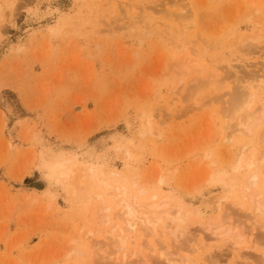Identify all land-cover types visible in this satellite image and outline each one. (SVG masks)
<instances>
[{
  "label": "rangeland",
  "instance_id": "1",
  "mask_svg": "<svg viewBox=\"0 0 264 264\" xmlns=\"http://www.w3.org/2000/svg\"><path fill=\"white\" fill-rule=\"evenodd\" d=\"M10 3L0 19V264L119 263L100 256L114 249L124 190L140 204L179 203L190 230L179 247L161 228L124 234L125 254L140 256L128 264H167L160 246L189 264H260L264 213L250 214L264 194V123L231 143L219 135L234 130L241 93L251 90L250 112L264 105V0ZM213 77L215 94L202 89ZM147 122L153 133L141 137ZM212 169L222 176L210 180Z\"/></svg>",
  "mask_w": 264,
  "mask_h": 264
},
{
  "label": "bare ground",
  "instance_id": "2",
  "mask_svg": "<svg viewBox=\"0 0 264 264\" xmlns=\"http://www.w3.org/2000/svg\"><path fill=\"white\" fill-rule=\"evenodd\" d=\"M11 8V3H10V0H3L2 2H0V19H2L3 15H4V11L7 9H10ZM142 8V7H141ZM137 10V9H136ZM140 10V9H139ZM128 13V12H127ZM134 15V14H133ZM178 16V14H177ZM181 17V15H179ZM146 17V16H145ZM132 18V17H131ZM134 18V17H133ZM132 18V19H133ZM143 18V16H142ZM147 18V17H146ZM130 19V20H132ZM144 19V18H143ZM142 19V20H143ZM151 19V18H150ZM134 20V19H133ZM145 20V19H144ZM149 20V17L148 19ZM146 20V21H147ZM142 22V21H141ZM137 23V22H136ZM134 25V24H132ZM134 28V27H133ZM183 32V31H182ZM178 34V33H177ZM170 37V36H169ZM178 37V36H177ZM174 39V38H173ZM182 41V40H181ZM180 41V43H181ZM249 41H255L257 42V39H250L249 38ZM184 42V41H183ZM243 42V41H242ZM241 42V44H242ZM173 43V42H172ZM176 43V42H175ZM186 44V43H185ZM175 45V44H174ZM176 46V45H175ZM178 46V45H177ZM180 46V45H179ZM193 49V48H192ZM180 50V49H178ZM190 50V49H189ZM188 50V51H189ZM187 52V51H186ZM193 52V51H191ZM182 53V52H181ZM185 53V52H184ZM179 54V53H178ZM190 57V56H189ZM188 59H186L185 61H187ZM190 62V61H189ZM188 63V62H187ZM186 63V64H187ZM193 64V63H192ZM182 66H184L182 64ZM188 66V65H187ZM186 66V67H187ZM190 66H188L189 68ZM185 70V69H184ZM216 73V72H214ZM211 75H213L211 73ZM215 76V75H214ZM208 77V76H207ZM206 78V77H205ZM214 78V77H213ZM212 79V78H211ZM221 81V80H220ZM206 83L203 84L202 86V89H205V88H212V91L211 93L215 94V93H218L220 88L222 87V85H220L219 83V79L216 80L215 78L213 80H209L207 79L205 81ZM222 82V81H221ZM195 84L199 85L197 81H195ZM200 91V88L197 89L194 93V95L192 96V98ZM239 102L237 103L236 105V110H232L230 111V121H233L235 120L236 123L234 122L235 126H233L234 130H231L230 128L232 127V125L230 123H227L226 124V127L221 131L220 135H219V138L222 139L224 142H227V143H231L233 141V136L232 134H235L234 132H237L241 135H247V136H252L254 131L260 127L263 123H264V105H260L258 106V108H256L257 110L253 111V112H250V108L253 104V95L251 93V90L248 89L246 92L244 93H241V95L239 96ZM191 98V99H192ZM216 98V97H215ZM195 101V100H194ZM212 100H210L211 102ZM197 102V107L200 111H202L201 109L202 108H205V107H209L207 106V103L204 104L203 100L201 101H196ZM196 102H193L196 104ZM192 103V104H193ZM213 103V102H211ZM216 103V102H215ZM209 104V103H208ZM254 105V104H253ZM196 107V108H197ZM198 110V111H199ZM244 111V114L241 115V113H243ZM229 112V111H228ZM258 113V114H257ZM256 114L258 116H256ZM227 115V116H228ZM228 130H231L228 132ZM153 133V128H152V124L151 122H147L146 124H144L142 126V128L140 129L139 131V134L141 137H144L148 134H152ZM236 133V134H237ZM235 134V135H236ZM255 134L257 135V133L255 132ZM257 144L258 146H261V147H264V131L260 132L258 135H257ZM248 145H244L240 148L239 150V155H238V164H240L243 160H246V155L249 153V150H248ZM75 159V158H74ZM73 160V159H72ZM260 163L262 162L263 163V166H264V155L260 158ZM67 161V160H66ZM40 164V163H39ZM60 166V165H58ZM250 166V164H249ZM52 167V166H51ZM54 167V166H53ZM214 169H212L210 172H209V179L212 180L213 178H217L219 176H222V172H217V171H213ZM225 173V172H223ZM257 174V173H256ZM263 175H264V172H263ZM259 176V175H258ZM162 177V176H161ZM260 177V176H259ZM160 179V178H158ZM260 179V178H259ZM208 180V179H206ZM205 180V181H206ZM224 181V180H223ZM260 182V181H259ZM250 187H255L257 186V177H253L252 181H250ZM247 184V183H246ZM260 184V183H259ZM250 187L248 189H250ZM260 187V186H259ZM124 189V188H123ZM120 190V189H119ZM264 190V189H263ZM118 191V190H117ZM143 192V191H142ZM120 193V192H118ZM117 193V194H118ZM125 190L124 192L122 191L120 194H118L117 196L120 195V197L118 198L119 200H117V206L116 208L118 207V209H120V213H118L117 217L118 219L120 220L121 222V228L120 227H117L116 226V229H115V225L113 226L114 227V230H119L117 228H120V231L118 232V235L115 237L114 236V241H113V247L114 249L111 250L110 252H104L102 253V255L100 256L101 259H103V262L110 259L113 255V257L116 256L115 260L118 261L119 259V263L117 262V264H128L127 262H125V260L127 261V259L130 260V258H137L138 257V254L136 250H133L130 254H125V250H126V246H127V243H126V238L122 237L124 234H133V232H137V230H142L143 233H146V235H152L154 234L158 229H162L161 231H163V234L162 236H172L170 238H174V242L176 241V244L177 242L180 243L182 241V239H186V235L188 236V229L185 227V225L188 224V219H187V216L185 214V211H182L184 209V207L182 205H179L178 204H175L173 203L172 201H170L171 199L168 200V198L166 199H163L162 201H159L157 203H150V204H140V203H137L135 201L136 197H133L131 196L130 198V195L128 196L129 198H127L125 196ZM137 193V192H136ZM129 194V193H128ZM138 194V193H137ZM136 196V195H135ZM255 197V201L254 202V208H253V211H252V215L250 214V218L251 219H255V217H257L258 215H263L264 213V194H260V195H255L253 196ZM183 204V203H182ZM182 206V207H181ZM185 206V205H184ZM119 222V223H120ZM189 226V224H188ZM112 227V228H113ZM202 227V226H201ZM262 227V226H260ZM264 227V226H263ZM200 228V227H199ZM218 228L220 229L221 231V228L222 227H214L212 225H208L206 228H204V232H208V233H216V231L218 230ZM169 229L170 231L168 232ZM201 229V228H200ZM165 230H167V233H165ZM201 230V231H203ZM200 231V230H198ZM148 232V233H147ZM218 232V231H217ZM113 232L111 231V235H114L112 234ZM195 233V232H194ZM193 233V234H194ZM200 233V232H199ZM207 233V234H208ZM222 233V232H221ZM190 235V234H189ZM206 235V234H204ZM223 237L227 236V240L228 242H232L233 241V235H232V232L230 230L226 231V233L224 234H221ZM192 236V235H191ZM195 236V235H194ZM208 236H210L208 234ZM214 236L215 239L219 238V234L218 236L215 234ZM221 236V237H222ZM113 237V236H112ZM111 237V238H112ZM167 237V238H168ZM193 237V236H192ZM197 237V236H195ZM181 238V240H180ZM113 239V238H112ZM169 239V238H168ZM171 239V240H172ZM180 240V241H177V240ZM194 239V237L192 238ZM197 239V238H196ZM211 238H209L210 240ZM170 240V241H171ZM182 241V243L185 242L186 244V241L188 243V238L186 239V241ZM213 240V239H212ZM211 240V241H212ZM218 240V239H217ZM227 240H225L227 242ZM112 241V240H111ZM194 241V240H193ZM192 241V242H193ZM196 241V240H195ZM215 241V240H213ZM173 242V241H172ZM191 242V241H190ZM191 242V243H192ZM196 243V242H195ZM152 244V243H151ZM169 244V243H168ZM167 244V245H168ZM172 244V243H171ZM175 244V246H176ZM140 246H142L141 244H139ZM163 245V243H162ZM178 245V244H177ZM232 245V244H230ZM238 243H233V247L236 248L235 246H237ZM98 246V245H97ZM139 246V247H140ZM152 246V245H150ZM164 246V245H163ZM180 246H185L184 244L180 245ZM95 249H96V246H94ZM101 247V246H100ZM169 247V246H168ZM177 247V246H176ZM179 247V245H178ZM189 247V245L187 246ZM231 247V246H230ZM92 248V247H91ZM103 248V247H102ZM151 248V247H150ZM149 248V250H150ZM167 248V247H166ZM175 248V247H174ZM90 249V248H89ZM104 249V248H103ZM176 249V248H175ZM174 249V250H175ZM184 249V248H183ZM188 249V248H187ZM186 249V250H187ZM228 249H231L232 248H228ZM93 250V249H92ZM101 250V248H100ZM166 250V251H165ZM163 250V247L160 246L159 248L156 247V249L153 250V252L157 253V257H159L161 260H163V262L167 263V264H173L175 263L177 260H175L173 257L175 256H178L179 257V260L176 262V263H179L181 261V263H183L185 261V264L188 263V260L187 258L184 259L183 256L181 257V255L179 256V254L181 253V251H174L173 253L170 252L168 253V249H165ZM170 250V249H169ZM178 250V249H177ZM180 250V249H179ZM190 250V249H188ZM194 249H192L191 252H193ZM230 250V251H231ZM140 251V250H139ZM151 251V250H150ZM95 252V251H94ZM97 252V251H96ZM176 252H179L177 253L176 255ZM101 253V252H100ZM195 253V252H193ZM151 254V252H150ZM153 254V253H152ZM236 256V255H235ZM239 256V255H238ZM140 257V256H139ZM138 257V258H139ZM146 257V256H145ZM144 257V258H145ZM149 257V256H148ZM156 257V256H155ZM172 257V258H171ZM234 257V256H233ZM152 258V257H151ZM241 258V256H240ZM242 258H246L244 256H242ZM114 259V258H113ZM147 259V258H146ZM238 259V257H237ZM133 260V259H132ZM145 260V259H144ZM245 260V259H244ZM111 261L112 258H111ZM110 261V262H111ZM134 261V260H133ZM133 261H131L129 264H131ZM258 261L260 264H264V253H262L259 258H258ZM115 262V261H114ZM160 262V260H159ZM137 263V262H136ZM135 263V264H136ZM190 263V262H189ZM188 263V264H189ZM134 264V262L132 263ZM139 264V263H138ZM140 264H143L140 263ZM184 264V263H183ZM234 264V263H233Z\"/></svg>",
  "mask_w": 264,
  "mask_h": 264
}]
</instances>
